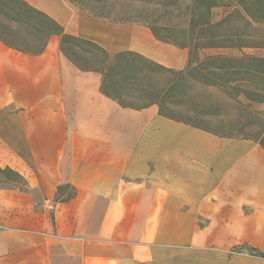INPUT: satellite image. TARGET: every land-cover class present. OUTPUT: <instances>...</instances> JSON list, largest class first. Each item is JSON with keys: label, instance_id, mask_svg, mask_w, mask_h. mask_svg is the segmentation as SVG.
Here are the masks:
<instances>
[{"label": "crops", "instance_id": "1", "mask_svg": "<svg viewBox=\"0 0 264 264\" xmlns=\"http://www.w3.org/2000/svg\"><path fill=\"white\" fill-rule=\"evenodd\" d=\"M24 1L111 55L186 67V49L144 27ZM101 81L57 36L40 54L0 41V169L19 181L0 185V264H220L221 244L264 218V149L122 107Z\"/></svg>", "mask_w": 264, "mask_h": 264}, {"label": "trees", "instance_id": "2", "mask_svg": "<svg viewBox=\"0 0 264 264\" xmlns=\"http://www.w3.org/2000/svg\"><path fill=\"white\" fill-rule=\"evenodd\" d=\"M69 1L95 18L110 21L105 16L97 15L85 8L84 5L88 1ZM177 1L165 0L166 3L170 2L168 5L170 9L165 14L169 20H177L186 16L190 25L189 30L186 31L180 26L171 24L157 28L156 25L144 23L148 24L146 26L156 40L187 50L186 67L179 71L167 69L132 51H121L111 55L94 42L65 33L62 26L55 20L24 0H0V41L22 52L40 54L52 36L59 37L60 52L79 70L100 73L102 75L101 93L122 107L141 109L151 105L158 106V99L162 92L170 94L173 91L185 90L192 85H197L212 89H238L236 96L239 94L242 100L241 103L238 102L239 105L251 111L256 117H264V112L252 110L255 104L264 105V55L262 57L251 55L234 57L201 53L206 50L227 49L234 45L228 42L217 43V34L214 32L218 26L228 23L232 14L237 15L242 21L253 20L264 23V0H252L249 5L239 0V7L233 5L234 1L228 0L227 4L222 6L223 18L216 22L212 10L220 8L217 0H191L190 5L184 6L178 4ZM256 11L258 15L254 14ZM111 22L140 24L121 19ZM159 31L167 35L163 37ZM258 46L264 51V44ZM200 54L203 55L201 58ZM164 77L169 78V82L161 87ZM126 99L130 102H125ZM178 102L171 101L172 105ZM158 108L160 113V106ZM208 115L210 114L205 116ZM183 123L220 137L234 138L235 134L243 133L237 130L235 134H223L190 123ZM242 139L252 140L264 149V126L260 134L253 139L248 136ZM0 173H8L16 179L18 177L8 168L0 169ZM236 250L244 253L243 248H236ZM249 255L252 256V253L250 252ZM261 257L264 259V254H261Z\"/></svg>", "mask_w": 264, "mask_h": 264}, {"label": "rangeland", "instance_id": "3", "mask_svg": "<svg viewBox=\"0 0 264 264\" xmlns=\"http://www.w3.org/2000/svg\"><path fill=\"white\" fill-rule=\"evenodd\" d=\"M85 1H88L86 5H84L85 8L91 10L97 15L105 16L110 20L106 21L112 24H122L111 22L121 19L124 21L140 23L139 25H122L144 27L146 29H148L146 26L148 24L152 26L156 25L157 28L166 27V25L171 24L178 27L180 26L186 31L189 30L188 27H190L186 16L177 20H169V17H167L165 12L170 9L168 6L170 5V2L166 3L165 0ZM227 1L228 0H217V4L220 8L212 10L215 14V22L220 21L223 18L224 10L222 6L226 5ZM232 1H234L233 5L235 7H239V0ZM243 1L244 4L249 5L252 0ZM177 2L184 6L190 5L191 0H178ZM74 6L87 12L78 7V5ZM101 7L105 8L102 9ZM254 14L258 15V12L256 11ZM231 16L232 17L228 23H225L220 27L218 26L214 32L217 34V43L225 44L228 42L234 45L227 49L206 50L201 53H203V55L223 54L234 57H241L243 55L262 57L264 51L258 48V45L264 44V23L254 22L253 20H246V22L240 20L237 15L232 14ZM144 22H147L148 24ZM159 34L163 37L167 35L162 31H159ZM203 55L200 54V58ZM161 82V87L166 86L169 82V78L164 77ZM237 92L238 89L232 88L229 90H223L222 88L212 89L192 85L185 90L180 89L178 91H173L170 94L162 92L158 99V106L161 108V114L173 120L183 121L223 134H235V131L240 130L243 133L238 135L235 134V139H242L247 136L253 139L260 134L261 128L264 126V117H256L251 111L243 109L241 105H239L242 100L239 94L236 96ZM124 101L127 103L130 102L128 99ZM171 101L179 102L178 104L172 105ZM132 103L139 105L135 102ZM252 110L264 112V105L255 104L252 106ZM207 114L210 115L205 116ZM247 141L257 144L252 140ZM9 181L19 183V181H17L12 175L8 173H0V185ZM246 225H250V232L246 238H236L234 244H221L219 254L220 264H264V259L261 257V254H264V218L262 217V219L252 220L250 223H246ZM236 248H243L244 253L238 252ZM250 252L252 253V256L249 255Z\"/></svg>", "mask_w": 264, "mask_h": 264}, {"label": "built area", "instance_id": "4", "mask_svg": "<svg viewBox=\"0 0 264 264\" xmlns=\"http://www.w3.org/2000/svg\"><path fill=\"white\" fill-rule=\"evenodd\" d=\"M49 208H52L50 205L48 206Z\"/></svg>", "mask_w": 264, "mask_h": 264}]
</instances>
